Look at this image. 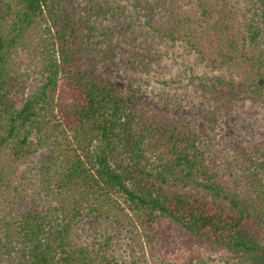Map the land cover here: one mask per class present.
<instances>
[{
	"label": "trees",
	"instance_id": "trees-1",
	"mask_svg": "<svg viewBox=\"0 0 264 264\" xmlns=\"http://www.w3.org/2000/svg\"><path fill=\"white\" fill-rule=\"evenodd\" d=\"M191 1L0 0V264H147L165 230L264 264V136L234 117L264 116V0ZM176 43L209 71L188 109L142 75Z\"/></svg>",
	"mask_w": 264,
	"mask_h": 264
},
{
	"label": "rangeland",
	"instance_id": "rangeland-1",
	"mask_svg": "<svg viewBox=\"0 0 264 264\" xmlns=\"http://www.w3.org/2000/svg\"><path fill=\"white\" fill-rule=\"evenodd\" d=\"M231 3L234 4L233 12H236L238 20H242L243 12L247 6V0H231ZM187 9L193 11L192 3L187 5ZM159 47L161 57H159V60L152 65L147 73L142 74L143 79L150 83L158 80L167 82L173 80L177 83L180 79L182 87L176 88L177 85L169 84L171 86L167 90L169 91V94L180 96L182 100L180 103L185 109H188V105L190 106V101L193 96L191 93L192 87L187 84L189 80L188 69L193 70L194 74L197 75L209 73V71L195 58V55L188 53L182 44H161ZM35 86L36 85L34 84L32 88L34 89ZM148 89H152V87ZM153 89L155 93L158 92V89H160L159 84H155ZM234 117L239 121V126L247 138L251 139L253 142L262 139L264 136V116L261 112H258L257 109L251 107L250 104L242 105L236 107ZM244 121L250 122L253 129L246 131L244 129L246 122ZM127 241L128 240L121 242L118 253L123 260L129 262V248L125 245ZM156 241L157 242L154 243H149L147 241V243L145 242L144 244V256L146 257L147 264H188L191 261L192 263H198L200 261L201 264H220L217 256L208 255L205 251H188L178 248L179 246L173 232L165 230L160 238H156ZM138 255L139 257H142L140 254Z\"/></svg>",
	"mask_w": 264,
	"mask_h": 264
}]
</instances>
